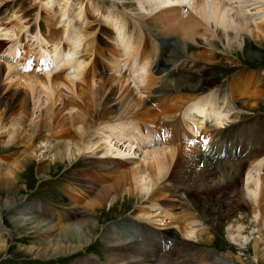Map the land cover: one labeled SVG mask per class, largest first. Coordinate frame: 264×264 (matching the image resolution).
<instances>
[{
	"label": "bare ground",
	"instance_id": "1",
	"mask_svg": "<svg viewBox=\"0 0 264 264\" xmlns=\"http://www.w3.org/2000/svg\"><path fill=\"white\" fill-rule=\"evenodd\" d=\"M181 7L188 10L184 23L190 35L215 36L226 46L235 40L238 51L264 40V0H0V144L22 146L27 172L34 159L55 170L83 161L90 179L79 178L72 197L78 201L94 195L92 211L83 218L70 220L77 212L59 216L66 221L62 223L16 217L6 222L12 234H20L15 229L19 224L23 231L27 223H36L29 229L44 242L46 253L60 260L89 249L100 222L118 206L141 200L147 211L140 210L139 220L168 230L177 259L169 256L168 244H152L158 251L166 249L157 257L144 249L148 243L140 237L129 242L138 229L129 235L109 229L103 237L107 254L102 264H228L227 256L198 253L199 260L195 251L192 255L180 248L190 242L209 245L215 238L212 230L218 228L217 223H202L193 211L182 219L172 212L188 203L176 183L182 177L179 155L193 154L208 175V183L200 178L206 182L202 191L212 197L229 195L240 209L249 210L229 219L225 232L240 246L233 244L230 251L241 252V264L244 257H251L252 264L264 260V116L246 112L260 107V101L245 99L240 107L228 94L222 100L224 92L206 75L220 62L216 52H195L190 46L187 58L172 39L161 46L142 26L159 11L169 18L184 16ZM100 66L107 69L100 71ZM166 88L172 93L164 92ZM157 103L165 108L157 111ZM157 114L166 119L161 125L155 121ZM190 138L192 147L186 146ZM19 162L15 167L21 169ZM120 165L132 168L120 170L113 184H104ZM12 174L15 179L17 174ZM210 181L216 182L213 188ZM159 195L171 198L167 208L155 198ZM30 208L21 213L34 217ZM94 216L98 223L91 221ZM2 233L0 253L8 249ZM73 264L101 262L78 258Z\"/></svg>",
	"mask_w": 264,
	"mask_h": 264
},
{
	"label": "rangeland",
	"instance_id": "2",
	"mask_svg": "<svg viewBox=\"0 0 264 264\" xmlns=\"http://www.w3.org/2000/svg\"><path fill=\"white\" fill-rule=\"evenodd\" d=\"M107 1L111 2L112 0ZM180 11V14L184 16L179 15L178 18H169L165 15L166 12L164 11H159V13L155 12L150 17L151 20L147 19V23H144L142 26L149 28L150 33L154 37H156L161 46L164 45V42L168 43L166 40L172 39L173 42L176 43L179 48H181V51L185 53V56L187 58L189 55L188 48L190 46L194 47L193 51L195 52H216L218 60H220V62L217 64V66L215 65V68H209V70L206 72V75L209 81H216L215 84L217 85V87L215 89L220 88L224 92V94H222V100L225 99L224 97L228 94L230 98L232 100H235L237 105L240 107H242V104L240 105L239 102L245 99L249 100L253 104L257 101H260V107L253 106V112H246L252 113L253 116L258 114L260 116H264V40H259L257 41V43L254 41L250 42L248 43V45H245L238 51L239 48L235 40H232L230 46H226V44L220 42L219 39L215 36H211L210 39H207L206 36L200 35L201 33L190 35V32H187L188 30L186 29L187 24H185L186 22L184 23V18L188 16V10L181 7ZM119 12L123 14L121 10ZM127 12L131 14V12ZM153 15L157 17H154L156 20L152 19ZM190 15L192 17V14H189V16ZM176 22L179 23L176 24ZM195 22V26H199V22L196 21V18ZM0 23H4L3 19ZM162 25L165 26L163 27ZM161 26L164 29H161ZM198 26L197 30L198 28H200V26ZM86 32L88 33V31ZM191 33H193V31ZM106 38L108 37L106 36ZM99 45L106 47L101 43H99ZM245 55L247 56V60L244 59ZM193 58L194 61L196 60L195 62L197 64L206 65L205 62L201 59L195 57ZM106 69V66H100V71ZM169 89L166 88L164 92L172 93V91ZM84 93L82 92L80 96L82 98H85V100H89V96H87L89 94L87 92ZM237 96L239 99L237 98ZM164 108V104L162 106L161 104H156L157 111H161ZM157 116L158 117L155 118V121H158L157 123L160 125L161 123H164L166 119L158 114ZM96 127L97 125L95 126V128ZM235 135L239 137V132H236ZM191 142H193V138L188 139L186 146L192 147L193 143ZM210 142L211 141H208L206 144L208 145ZM22 149V146H10L9 148H4V146H1L0 144V230L3 232L2 234L5 235V238L8 241V249L3 253H0V264H73L77 261L78 258L95 259L102 264V261L106 259L107 254V251L105 250L107 244L104 242L103 237L105 232L109 229L122 235L133 234L136 229H138L136 232L140 231L141 233L143 231V233H141L140 235L135 232L133 235H131L128 241H135L140 237L139 239L146 241V244L148 243L144 246V249H147L148 247L150 251L155 254V256L163 255V252L166 249L160 251L156 250V247L152 245L154 242L157 243V245H171L173 243V238H170L171 236L167 232L168 230H159L156 228V226H153L147 220H139L140 212L147 211L145 208L143 209V206H145L147 203L141 200H135L134 203H131V205H127V207H123L122 209L120 208V206H118V210L112 211L111 214L107 215L104 221L100 222L96 234H94L91 238V243H93V245L89 247V249L80 251L73 255L65 254L66 256L63 255V258H60V260H57V258H52L49 255L50 253H46V250H44V242L40 240V238H37L34 229H29L32 226H35L36 223H27L26 229H23V231L20 230L21 225L19 224L15 226V229H18L17 231H20V234H18V236L12 234V230H10L6 224L7 220L14 222L16 220V217H22L24 219L30 217L33 220L36 218L55 219L56 221L62 223L66 221L59 218V216L73 214L74 212H77V214L80 213V215L70 220H78L82 215L88 213L89 211H92L91 206L89 205L92 198H94V195L92 197L90 195L84 197H81L79 195L80 198H78L77 201V199L72 197L73 192L76 194L74 187L77 180L82 177H87L83 172V170L85 171L87 168L83 161H79L75 165L60 166L59 169L55 170L53 166H48V163L44 162V165L43 163H40L38 160L34 159L32 160V162L28 163V166L31 167L27 172L26 166L24 167V165L27 164L25 160L27 158L25 157L24 153H21L23 151ZM194 157L195 156H193V154L184 155L181 153V155H179L180 168L182 169L180 170V173H178V175L182 177L176 183H178L179 192H183V194H185V198L187 197L186 199L188 203L186 204V207L181 208L180 206L178 207L177 203H175L178 209L172 212L174 216L182 219L183 216L184 218H189L190 213L188 212L193 211L194 217L198 220L200 219L202 223L204 222L208 224L207 226L210 225L211 227H213L214 225L216 226L218 224V228H216V230L218 231L216 232V230H212V234L213 236H215V238L214 241L209 245L202 246L197 245L194 242L192 243V245L189 241L190 243H188V245H181L180 248L182 250L184 249V251L189 252L192 255L195 251V256H197L199 260L201 258L199 254L203 256L207 253L212 252L216 255L227 256L228 264H241L237 260V256L241 252L238 251V249L230 251V248L232 247L231 245H233L234 243L225 231L229 219L236 220L238 217L244 215L245 213L247 214L249 210H245L244 212L239 208V204L235 198L230 200V197H228L229 195H226L224 193H219L218 196L214 195L213 197L211 195L210 197L209 193L205 194V191H202V185L203 183L207 182V171L202 168L201 164H197L194 162ZM19 161L23 162V166L21 167V169L19 167H15ZM129 168H132V165L118 166V171L114 172L111 177H108V179L106 178L104 184H113L116 181L115 175L120 177V170L125 171ZM12 173L17 174V177L15 179L14 177H11L10 174ZM13 174L12 176H14ZM200 178L206 182H203ZM219 179H215L217 183H220ZM210 182V185H212L211 187L213 188L216 182ZM159 196L155 198H158L157 201L163 206V208H167V206H169L168 202L171 198H165V196H160L159 198ZM225 197H228V199ZM163 198L165 199L163 200ZM120 199L123 200V197L120 196ZM14 202L15 208L13 206H9L10 203ZM30 206H32V210H34L32 212H35L34 217H32L31 215L25 216L21 213V211L29 212L31 210ZM36 209L38 211H36ZM105 210H108V207H106ZM153 210L156 211V209ZM180 214L182 217L180 216ZM183 214H186V216ZM170 219L171 218L169 216L167 217L166 221ZM91 221L98 223L96 216H94ZM218 222H221L222 226H225V229H223ZM207 226L205 227L207 228ZM156 234H158V236H156ZM18 237L19 240H17ZM170 245L169 248H171V250L167 249L169 250V252H171V254L169 253V256L177 259V256H175V249H173ZM234 245L236 247H240L236 243ZM188 247H190V249H188ZM205 247H207L208 249H205ZM131 250H134V248H131ZM244 258L245 264H252L251 261L253 260L251 259V257ZM259 264H264V260H262V262H260Z\"/></svg>",
	"mask_w": 264,
	"mask_h": 264
}]
</instances>
